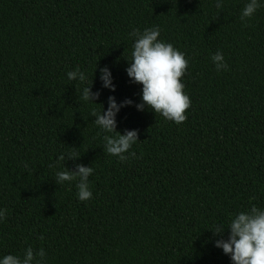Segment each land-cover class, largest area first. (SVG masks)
<instances>
[{
  "label": "trees",
  "instance_id": "obj_1",
  "mask_svg": "<svg viewBox=\"0 0 264 264\" xmlns=\"http://www.w3.org/2000/svg\"><path fill=\"white\" fill-rule=\"evenodd\" d=\"M259 2L241 20L248 0L222 9L217 0H0V260L31 247L45 250L42 264H233L215 246L230 229L211 230L253 205L264 210ZM156 26L189 61L181 82L191 107L179 125L137 109L143 86L126 71L130 33ZM217 51L228 70L217 72ZM104 67L115 91L103 87ZM77 68L83 83L68 78ZM90 85L99 98L79 100ZM113 96L134 102L117 114V131L139 135L123 162L104 150L116 133L91 116ZM73 152L78 160H58ZM77 164L94 169L88 201L78 179L56 182Z\"/></svg>",
  "mask_w": 264,
  "mask_h": 264
},
{
  "label": "clouds",
  "instance_id": "obj_2",
  "mask_svg": "<svg viewBox=\"0 0 264 264\" xmlns=\"http://www.w3.org/2000/svg\"><path fill=\"white\" fill-rule=\"evenodd\" d=\"M223 6L222 0H217L216 7L222 9ZM260 7L259 0H248L242 10L241 20L253 17ZM130 36L136 39L133 45L132 59L129 60L130 67L126 71L133 83L143 86V102L136 105L137 109L143 111L147 106L155 113L161 114L166 120L174 121L177 125L182 124L187 120L185 113L191 107V100L185 94V85L181 82L189 67L188 59L171 43H165L159 39L160 29L158 26L144 29L143 32L134 29ZM212 60L216 65L217 72L228 70V64L222 52L217 51L212 56ZM100 71L103 87L115 91L110 69L104 67ZM67 75L69 80H78L80 83L87 79L79 68L68 72ZM91 85L83 88L79 100L94 102L99 98L100 92L93 93ZM78 91L79 89H77ZM133 103L129 99L118 104L114 96L109 97L107 111L102 110L97 113L93 110L91 114L96 117L94 123L102 130L106 133H116L115 136L105 135L103 137L104 150L109 155L118 157L121 162L136 156V153L130 152V149L139 140V135L137 130H129L124 134L118 132L116 116L122 107L130 106ZM126 153L128 155H125ZM79 158L80 156L73 152L67 156L60 155L58 160H78ZM93 171L92 166L86 167L83 164H77L75 171L67 169L57 172L56 182L61 185L64 182L78 179V198L81 201H88L93 196L89 188V177ZM6 216L7 210L0 209V220L6 219ZM229 229V238L217 240L215 246L222 248L226 255H230L233 264H264V210L253 205L248 212H240L231 219L227 228L223 224H218L211 231L216 236H222ZM45 256L46 252L43 248L37 251L29 247L25 250L23 259L9 254L0 260V264H42Z\"/></svg>",
  "mask_w": 264,
  "mask_h": 264
}]
</instances>
